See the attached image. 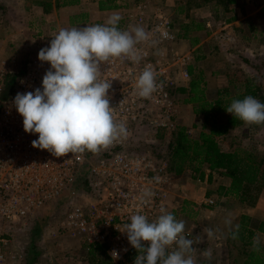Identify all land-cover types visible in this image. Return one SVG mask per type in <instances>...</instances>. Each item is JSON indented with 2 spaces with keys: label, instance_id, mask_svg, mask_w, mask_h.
<instances>
[{
  "label": "built area",
  "instance_id": "1",
  "mask_svg": "<svg viewBox=\"0 0 264 264\" xmlns=\"http://www.w3.org/2000/svg\"><path fill=\"white\" fill-rule=\"evenodd\" d=\"M152 8L146 2L134 4L133 23L121 26L127 31L143 27L148 33L149 41L136 46L142 54L140 62L117 59L101 65V79L111 82L108 97L114 119L126 125L128 136L99 154L85 151L56 157L33 147L39 134L24 131L14 99L17 93L42 91L50 64L38 59L39 51L26 56L15 91L4 99L2 86L12 72L7 63H0V264L22 259V254L10 251L14 244L11 232L44 213L57 215L55 234L88 247L105 246L111 264H134L139 253L122 232L130 216L140 213L153 221L161 208L173 213L174 174L167 158L160 154L158 135L169 141L181 126L175 94L179 81H190V73L186 57L167 49L177 39L171 20L162 10ZM152 40L158 43L153 46ZM146 66L152 67L160 84L147 99L139 97L136 88ZM188 135L192 137V132ZM146 189L154 196L148 205L141 206L140 197ZM203 202L214 205L209 197ZM148 243L142 242L145 246ZM113 251L119 259L113 258Z\"/></svg>",
  "mask_w": 264,
  "mask_h": 264
},
{
  "label": "rangeland",
  "instance_id": "2",
  "mask_svg": "<svg viewBox=\"0 0 264 264\" xmlns=\"http://www.w3.org/2000/svg\"><path fill=\"white\" fill-rule=\"evenodd\" d=\"M11 2L12 5L7 6L3 5L0 0V56L8 59L7 69L13 73L20 70L26 56L33 51H40L47 47V44H50L60 29L51 26L47 31L41 30L32 33L28 39L23 36L14 40L7 38L6 30L15 26L14 23L21 25V27H25L24 25L27 23L26 15L19 16L15 13L19 1L10 0ZM142 2L152 5V9L155 11L162 10L164 12L173 24L176 42H178L187 31L188 35H193L191 22L194 20L202 21L203 17L207 16V9L198 12L194 11V8L208 7V5L214 4L215 0H130L127 5V12L122 19L124 24L133 23L135 13L133 5ZM57 3L58 5L62 4V0H58ZM217 3L223 8L226 0H217ZM24 8L29 12L30 7ZM182 10L184 12H181ZM84 17V15L75 16L71 21V24L74 23L72 26H77V21ZM123 23L119 22L118 27L120 29H123L121 28L122 25L124 26ZM187 24H190L187 26L189 28H185ZM30 28H34L33 25ZM1 31H5V33L3 34ZM176 42L167 46L169 53L178 52L186 57L187 66L194 65L198 70L204 72L209 98H215L217 90L229 86L233 88L234 85L238 87L237 91L244 92L243 86L248 80L256 82L261 87V94L264 96V38L254 40L244 32L220 31L218 35L208 38V41L206 40L204 51H201L200 54L196 53L202 57L198 62H195L196 55L192 50L183 53L175 49ZM230 81L232 85H230ZM178 84L179 89L187 86L188 82L179 81ZM178 89L175 96L180 105V124L191 131L194 138H197L201 131L203 118L193 115L194 113L190 109L191 105L183 103L186 96L180 94ZM257 100L264 103L262 102L263 99ZM217 140L220 147L225 151L241 149L256 154L262 161L264 171V124L247 125L243 123L242 126L232 129L226 136L218 137ZM167 142L168 140H161L160 154L164 155V158H166ZM206 170L208 169L203 167L201 171L206 174ZM216 176H218L216 183L213 184L212 182L209 185L203 183L204 180H200L199 173L193 172L191 168H187L181 176L175 177L174 175L175 196L173 197L174 209L172 214L178 221H184V232L194 242L192 257L195 264H234L235 261H238V264L244 259L248 249L231 238L225 219L229 214L231 215L232 230H235V225L239 224L241 216L245 214L251 218L250 226L257 228L258 224L264 221V189L254 206L244 205L232 197L219 196L218 187L224 185L226 179L229 181L230 179L222 178L224 176L218 172H216ZM197 180H200L202 185H194V181ZM192 191L201 196L198 203L193 201ZM203 195L214 200V205L207 206L203 202ZM56 217V214L44 213L38 218L30 220L27 226L17 227L11 232L14 234V244L10 247V251L14 254L23 255L22 259L11 264H94L87 253V247L82 242L55 234L53 224ZM208 229L213 231L211 238L207 235ZM259 238L260 244L264 247V235L260 234ZM208 252H211V258L206 255Z\"/></svg>",
  "mask_w": 264,
  "mask_h": 264
},
{
  "label": "clouds",
  "instance_id": "3",
  "mask_svg": "<svg viewBox=\"0 0 264 264\" xmlns=\"http://www.w3.org/2000/svg\"><path fill=\"white\" fill-rule=\"evenodd\" d=\"M121 19L119 14H113L104 25L62 28L50 47L39 51L38 59L50 64L42 79L43 90L17 93L14 99L16 110L23 117L24 131L39 134L33 147L48 150L56 157L85 151L99 154L128 136L126 125L114 119L108 97L111 82L101 79V65L117 59L139 63L142 54L136 46L149 41V35L139 26L131 31L121 30ZM157 43L151 41L153 46ZM136 88L139 97L145 99L158 91L160 84L151 66L144 68ZM226 112L247 125L264 124V103L250 95L233 100ZM153 196L146 189L140 197L141 206L148 205ZM160 212L153 221L144 214H133L130 223L124 224L122 232L139 253L134 264H195L194 242L184 235V221H178L164 208ZM225 224L231 238L237 239L240 226L237 224L232 230L230 214ZM207 235L213 237V231L208 229ZM145 241L149 242L147 246L142 244ZM259 245L260 241L254 239V250L259 251ZM206 255L211 258V252ZM112 256L119 259L115 251Z\"/></svg>",
  "mask_w": 264,
  "mask_h": 264
},
{
  "label": "trees",
  "instance_id": "4",
  "mask_svg": "<svg viewBox=\"0 0 264 264\" xmlns=\"http://www.w3.org/2000/svg\"><path fill=\"white\" fill-rule=\"evenodd\" d=\"M227 1L233 2V0ZM121 22L123 23L124 20ZM188 70L190 81L187 86L179 88L178 92L186 96L183 103L192 105L194 115L203 118V126L197 138L190 137L189 130L185 126H180L171 134L166 149L169 170L177 177L187 168H191L193 172L199 173L200 180H203L205 175L204 171H201L203 167L211 172H218L221 176L230 179L228 186L218 187L219 196L232 197L241 204L254 206L264 189L262 161L256 154L247 150L230 152L223 150L217 138L226 136L232 129L245 123L226 112L231 102L242 100L249 95L263 99L264 102L261 87L256 82L248 80L243 86L244 92L237 91L238 87L234 85L233 88L229 86L217 90L216 97L209 98L204 72L196 70L192 65L188 66ZM22 74L23 70L20 69L6 77L1 90L2 98H8L13 94ZM230 85H232L231 81ZM164 138L165 135H158V139ZM250 222V216L244 214L238 224L239 235L234 240L248 249L244 259L238 264H264V247L260 244L259 251L253 248V241L257 235H264V221H261L257 228L251 227ZM229 235L232 236V233L229 232ZM86 247L94 264H111L105 246ZM237 262L235 261L234 264Z\"/></svg>",
  "mask_w": 264,
  "mask_h": 264
},
{
  "label": "crops",
  "instance_id": "5",
  "mask_svg": "<svg viewBox=\"0 0 264 264\" xmlns=\"http://www.w3.org/2000/svg\"><path fill=\"white\" fill-rule=\"evenodd\" d=\"M1 1L3 5H12L10 0ZM17 1L19 2L16 6L15 13L19 16L26 15L27 23L24 25L25 27H21V25H17L16 23H14L15 26L8 27L9 30H6L8 34L7 38L11 40L22 36L28 39L32 33L40 32L41 30L47 31L51 26L58 29H62V27L71 29L73 28L72 25H74V23L71 24V21H73L72 19L75 16L81 15L85 17L83 19L80 18L77 21V26L75 25L74 27L82 28L84 26L97 24L104 25L107 19L113 14H119L123 19L127 12V5L130 3V0H62V4L58 5V0ZM24 7H30L29 12ZM206 9L208 11H206ZM194 11H206L208 13L207 16L203 17L202 21L197 22L194 20L191 22V24H193L191 30L193 31V35H188V31L186 30L187 33L182 39L176 42L175 49L183 53H188L192 50L196 55L195 62L200 61L202 58L201 56L199 57L198 54L204 51L206 40L208 41V38L218 35L220 31L230 30L237 33L244 32V34L254 40L264 38V0H233L232 3L226 0V4L223 8L219 6L217 0H215L214 4L208 5V7L205 8H194ZM181 12L184 11L182 10ZM122 19L119 22H121ZM32 25L34 28H30ZM188 25L190 24L185 25V28ZM1 33L4 34L5 31H1ZM7 61V58L0 56V63H7ZM192 66L198 70L196 66ZM190 107L193 113L192 105ZM186 108L188 107L186 106ZM217 177L216 172L206 173L203 183L211 185L213 182V184H215ZM224 183V186H228L230 181L226 179ZM194 185L200 186L202 182L200 180L194 181ZM185 194H187V192H185ZM191 195L193 201L198 203V199H200L201 196L193 191ZM202 197L205 198V195ZM181 198L185 199L183 197ZM259 236L260 234L257 235L256 239L259 240Z\"/></svg>",
  "mask_w": 264,
  "mask_h": 264
}]
</instances>
